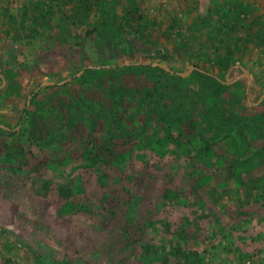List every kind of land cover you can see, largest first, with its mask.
Segmentation results:
<instances>
[{"label": "rangeland", "instance_id": "1", "mask_svg": "<svg viewBox=\"0 0 264 264\" xmlns=\"http://www.w3.org/2000/svg\"><path fill=\"white\" fill-rule=\"evenodd\" d=\"M156 60L250 90L121 69ZM0 73L2 119L26 112L0 134V264H264V180L231 177L226 133L237 98L264 110V0H0Z\"/></svg>", "mask_w": 264, "mask_h": 264}, {"label": "trees", "instance_id": "2", "mask_svg": "<svg viewBox=\"0 0 264 264\" xmlns=\"http://www.w3.org/2000/svg\"><path fill=\"white\" fill-rule=\"evenodd\" d=\"M152 63V62H151ZM146 65H128L125 67H121L122 72L126 74H152V73H160L161 75L169 74L164 72L163 70L157 67H151L150 64ZM156 63H162L159 60H156ZM169 69H171L169 67ZM177 84V88L182 89L189 84V78H181L177 75L172 76ZM152 80V79H151ZM154 80V79H153ZM157 79H155L156 81ZM159 96H164L166 93L159 92L157 93ZM234 107H242L240 104V99L236 100ZM231 112V120L235 122L233 125H229L226 128V133L230 131L236 140H230L227 136H221L216 141H222L225 138H228L231 143H235L238 145V156L237 158L231 161V177L240 185L247 187L249 189H257L260 185V182L264 180V175L258 180L257 184L250 187L249 184L242 181V174H248L254 171L259 165H264V145L261 147H253L251 143L264 140V113L258 115L256 117H242L237 115L236 113ZM165 117V116H164ZM167 119H171L170 115H166ZM222 130V129H221ZM223 131V130H222ZM206 141V140H205ZM226 146H230L229 142H226ZM239 147L241 149H239ZM183 255V254H182ZM186 258V254H184Z\"/></svg>", "mask_w": 264, "mask_h": 264}, {"label": "flooded vegetation", "instance_id": "3", "mask_svg": "<svg viewBox=\"0 0 264 264\" xmlns=\"http://www.w3.org/2000/svg\"><path fill=\"white\" fill-rule=\"evenodd\" d=\"M152 63H156V62H152ZM140 64H142V65H146L145 63H140ZM163 64V63H162ZM131 65V64H130ZM137 65H139V64H137ZM150 66H151V64H150ZM168 67V66H167ZM195 67V66H194ZM168 69H169V67H168ZM80 70H82V72H83V70L84 69H80ZM79 70V71H80ZM170 71H171V73H168V74H173V75H177V73H180V72H175V71H173V70H171V69H169ZM79 71H77L75 74H74V76H72V77H69V78H67V79H69V81H67V82H65V83H62V84H59V83H61L62 81H65V80H67V79H64V80H62V81H59V82H53V81H51V80H42V81H40L39 82V84H38V86L34 89V90H32L31 91V93L26 97V99H25V101H24V106H23V108H25V106H27L30 102H31V100L34 98V95L37 93V92H39L40 91V89H42V88H50V87H55V86H61V85H64V84H66V83H68V82H70V81H72L73 80V78L75 77V76H78L77 75V73L79 72ZM81 72V73H82ZM165 72V71H164ZM80 73V74H81ZM167 73V72H166ZM79 74V75H80ZM203 74H206V72L205 73H203ZM211 75V74H210ZM241 75V74H240ZM240 75H238L237 77H235V78H233L231 81H228V82H224V81H220L218 78H216L214 75H211V76H209V77H212V78H214L216 81H218V82H220V83H227V84H231V83H233L234 81H236L237 79H239L238 77L240 76ZM0 92H2L3 90H5L7 87H8V80L6 79V77L3 75V74H1L0 73ZM177 76H179V75H177ZM208 76V75H207ZM180 77V76H179ZM82 77H80V78H78V80H80ZM181 78H184V77H181ZM241 79H244V78H241ZM2 80H3V84H2ZM244 81H245V79H244ZM43 82H51V83H53V85H42V83ZM245 87H246V81H245ZM249 86H248V89H247V91L245 90V95L246 94H248V92H249ZM14 94H15V99L16 100H18L20 97H18L19 95H18V91H20L19 89H15L14 88ZM13 94V93H12ZM264 94V93H263ZM263 94H260V95H258V97L255 99V101H253V102H250L249 101V99H245V101H246V103H248V104H251L253 107H257V106H259L260 104H261V102H263L264 101V98L257 104V105H255L254 103L257 101V99L261 96V95H263ZM1 99V98H0ZM240 104H241V102H240ZM241 106H243V105H241ZM236 109H242V107H234V110L236 111H234L237 115H239L238 113H237V110ZM11 111H8V110H5V109H0V126H2V127H4V128H2V127H0V134H2V135H13V134H15L16 133V131L19 129L18 128V123H19V121L22 119V117L25 115V111L23 110L22 112H20V115H19V117H18V119H17V122L15 123V125H10V124H8V123H6L2 118H4V117H8V118H12V116L13 115H11ZM262 113H264V110L263 111H261V112H259L258 114H256L255 116H252V117H256V116H258V115H261ZM240 116V115H239Z\"/></svg>", "mask_w": 264, "mask_h": 264}, {"label": "water", "instance_id": "4", "mask_svg": "<svg viewBox=\"0 0 264 264\" xmlns=\"http://www.w3.org/2000/svg\"><path fill=\"white\" fill-rule=\"evenodd\" d=\"M151 67H157V68H159V69H161V70H163V71H165V72H167V73H171V71L168 69V67H167L165 64H162V63H151ZM191 71H198V72H200V73H205L204 71H202V70H200V69H198V68H196V67L190 65V66H187V67H186V70H185V71L180 72V73H177V75H179L180 77H186ZM81 72H82V70H80V71L77 73V75H79ZM206 75L211 76V75L208 74V73H206ZM0 77H1V76H0ZM238 78H244V79H245V81H246V87H245V90L247 91L248 86H249V83H250V78H249V76L246 75V74H241ZM67 81H69V79H67V80H65V81H62V82L59 83V84L65 83V82H67ZM2 84H3V80H2ZM224 84H227V83H224ZM42 85H53V83H51V82H43ZM263 98H264V94L261 95V96L257 99V101H256L254 104L257 105V104H258ZM0 127H2V126H0ZM2 128H4V127H2ZM4 129H5V128H4Z\"/></svg>", "mask_w": 264, "mask_h": 264}]
</instances>
